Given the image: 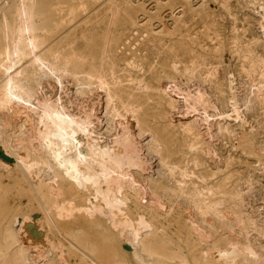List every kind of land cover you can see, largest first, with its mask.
<instances>
[{
	"label": "bare ground",
	"instance_id": "1",
	"mask_svg": "<svg viewBox=\"0 0 264 264\" xmlns=\"http://www.w3.org/2000/svg\"><path fill=\"white\" fill-rule=\"evenodd\" d=\"M111 3L105 43H109L112 27H135L117 52L108 54L104 49L102 54L106 64L118 62L121 75L115 79L97 62L75 85L69 83L74 73L67 60L61 62L49 53L44 56L42 51L52 49L66 15L78 17L85 12L84 3L72 7L69 0H0V264H116L115 260L119 264H264V217L257 216L264 199L259 198L258 206L248 201L249 212L244 203L253 188L248 187L246 194L237 193L239 200L229 199L223 185L211 200L214 188L204 180L190 193L185 188L184 178L192 174L190 166L205 161L214 137L223 130L210 127L209 114L225 116L217 110V103L223 108L226 99L212 94L208 89L212 82L203 73L198 71L197 77L186 67L181 71L176 60L169 63L173 73L169 81L159 78L155 85L151 77L134 76L147 65L145 55L136 57L135 53L148 36L142 30L151 14L138 16L145 11L144 5L131 7L122 0ZM175 3L156 0L152 8L158 11ZM183 7L180 3L170 13L177 8L183 21ZM171 49L175 56L177 47ZM24 61L28 72L17 68ZM134 80V86L150 93H145L150 102L158 99L160 105L164 101L173 114L181 112L179 99L187 116L201 109L199 118L208 129L192 128L188 130L194 139L191 143L173 150L170 144L171 150L165 149L164 138L140 118L142 113L132 112L129 97L123 101L118 95L116 85ZM46 84L61 91L57 96L47 95ZM69 86L80 99L102 93L105 135L94 120L97 100L78 113L72 104L75 98L66 95L60 100L62 90ZM220 86L227 93L226 83ZM154 91L156 96L151 94ZM254 93L252 99L264 114V96L258 90ZM235 94L231 95L234 105L238 102ZM132 124L138 135L147 132L150 136L144 148L151 160L158 159L157 176L147 173L148 158L135 142ZM261 124L264 131V118ZM233 133L234 146L241 153L264 155V137L260 141L245 127ZM179 152H184V158L176 161ZM222 204L227 209L224 216L209 221Z\"/></svg>",
	"mask_w": 264,
	"mask_h": 264
},
{
	"label": "rangeland",
	"instance_id": "2",
	"mask_svg": "<svg viewBox=\"0 0 264 264\" xmlns=\"http://www.w3.org/2000/svg\"><path fill=\"white\" fill-rule=\"evenodd\" d=\"M112 1L113 0H69L72 7L83 2L86 7L85 12H81L78 17H75L77 14L66 15L65 19L67 22L55 37L51 45L52 49L50 51H42L44 56L49 53L52 54L53 57H58V60L61 62L67 60L68 69L72 70L74 73L68 77L69 83L75 85L79 84L81 78L84 76L83 72H87L92 65L97 62H102V66L106 67L104 69L111 71L115 79L121 75V72L117 69L118 62L116 61L112 64L107 61L106 64L105 57H102V54L104 49H106L108 54L117 52V47L125 43V37L131 35V31L135 29V27H133L132 24H129L127 30H117L112 27L109 43L108 45L105 43L106 30L109 24V14L113 8ZM122 1L128 2L131 7H134L136 4L139 6L144 5L145 11H140L138 16L140 15L143 17L145 12L149 15L151 14L150 21L146 19L141 23L144 26L147 21L149 22L148 24L146 23L142 30H145L148 36L135 53L136 57L145 55L147 65H145L143 71L139 73L133 71L132 73H135L134 76L142 74L144 77H151L153 81L152 84L155 85L157 84L156 80L159 78L162 79L163 82L169 81L173 77V73L170 72L169 63L176 60L179 64V69H184V67H186L189 70H193L194 76L197 77L198 71L203 73L204 77L209 78L212 82L211 86L208 88L212 91V94H217L219 98L224 96L227 101V105H223L224 109L217 103V110L223 112L226 117L221 116V118H213V113L210 112L209 114V121H211L210 127L219 126L223 127V130L219 132L218 137H214L215 140L213 139L210 152L204 155L205 161L199 162L198 165L190 166L192 174L184 178L186 181V191L189 193L192 192L193 188L203 184L204 180L214 188L213 195L210 197L211 200L221 191L220 186L222 187V185L229 192V199L239 200L235 195L237 193L246 194V189L251 187L254 190L251 195H249V199L246 198L247 200L244 202L246 203L247 210L249 209L251 211L252 209L250 208L253 204L256 206L259 204L261 205L262 202L259 203V198L264 199V195H261L259 192L261 191L260 187L264 188V155L256 157L244 155L239 148H235V141L232 137L234 135L233 131H239L242 127L248 128L249 132L256 135L260 141L264 137V131L261 128L264 114L263 111L260 110V105H257V100H255V98L252 99L255 94L254 91L256 92V90L260 92V96H264V91L262 92V90H264V0H185L184 2L182 0H175L176 3L174 6L165 5L158 11L152 8L156 0H139L138 3L137 0ZM130 1H132L131 4ZM188 1L190 4L187 6ZM180 3L184 6L183 21H181L180 16H178L177 8L173 14L170 13V11ZM3 11L4 10H2V12ZM261 26L263 30H260ZM170 32L173 33L170 35ZM172 47H177L175 56L171 49ZM163 56L165 59L161 60ZM158 59H160V61H158ZM149 65L152 66L150 67ZM135 66L136 65H134V67ZM213 66L215 68H213ZM27 67H29L28 63L24 61L17 68L21 71L26 70V72H28L29 69H27ZM194 67L195 70L193 69ZM180 70L182 71V69ZM235 72L236 74H234ZM224 82L227 85V93H225L220 86V84ZM135 83L136 80L116 85L118 95L123 101L129 97L132 102V112L137 114L138 112L142 113L140 118L145 121L148 120L150 129L159 133L160 136L164 138L166 145L165 149L171 150L169 147L170 144L173 150L178 149L180 146L183 147L187 145L188 142L191 143L194 139H190L188 130L192 128L194 130L201 126L200 131L207 128L205 127L206 122L204 120L201 122V118H199L201 117V109H199L200 111L198 113L192 112L187 116L184 111H182L181 101L179 99L180 104H178V106L180 109L178 110L181 112L178 113L179 115L173 114L164 101L161 102L162 104L160 105H158V99L150 102L149 98L145 96V93H150L144 88L134 86ZM55 88L57 90H55ZM68 88L62 90L61 97L59 98L60 100H64L63 98L68 95L67 98L70 97L71 100L77 98V101L75 99L72 100L76 113L86 108V104H93V100L94 102L96 100L98 101L94 103V105L98 103L96 106L93 105V107L99 109L98 111L94 108V120L99 128L98 130L104 133L107 124L105 123L106 118L103 113L104 103L102 102L104 97H102V93L93 92L92 95H94V93L100 95L98 96L96 94L93 96V99H91L92 95L85 97L86 99H80V97L74 94V89L71 88V86ZM84 88L88 89V86H84ZM44 90L47 95L53 96H57L61 91L59 87L57 88L53 84H50V86L48 85V89L47 86H45ZM132 93L135 97H131ZM233 93H236V100L238 101L235 105L233 104L234 100L231 99ZM248 93L251 95H248ZM151 94L156 96L157 92L154 91L151 92ZM87 99L90 100L87 101ZM77 103L78 105H74ZM69 109L68 107V110ZM98 123L101 124L99 125ZM199 123L202 124L200 125ZM131 127L135 134L136 144L142 146L138 147L141 153L143 155L146 154L144 156L148 158L147 173L149 174L150 172L154 174V176H157L158 159L153 157L151 160V158L147 156L146 148H144L150 136L147 132L145 133L146 135L143 134V136H140L138 132H136L138 130H136L135 125L132 124ZM183 154L184 152L177 153L174 156V160H182L184 158ZM183 166V164H180L178 167L183 168ZM190 179L194 180V185L191 184ZM257 180H260V184L256 183ZM254 191L256 193L258 192V194L255 193L254 195ZM252 194L253 197H251ZM254 197H257V199ZM254 200L256 201L254 202ZM209 204L213 205L212 202ZM240 204V201L236 202L237 207L240 206ZM260 208L261 207H259V209ZM254 209L256 210V207ZM259 209L257 208V212ZM262 209L263 210H259L260 212H258V218L264 217V208ZM226 211L227 209L224 204L219 205L217 206L215 216L210 215L208 220H218L224 216ZM231 212H234L233 209H231ZM261 212L262 214H260ZM83 259L87 261L86 258ZM115 262L119 264L118 260H115Z\"/></svg>",
	"mask_w": 264,
	"mask_h": 264
}]
</instances>
